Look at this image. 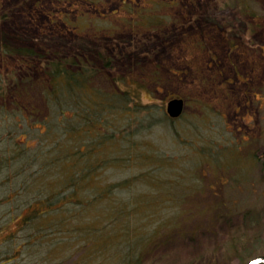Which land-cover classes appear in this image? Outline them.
I'll return each mask as SVG.
<instances>
[{
	"label": "rangeland",
	"instance_id": "rangeland-1",
	"mask_svg": "<svg viewBox=\"0 0 264 264\" xmlns=\"http://www.w3.org/2000/svg\"><path fill=\"white\" fill-rule=\"evenodd\" d=\"M89 43L95 44L93 48L101 46L109 57L114 55L109 66L94 73L96 76L106 80L117 78V85L131 97L129 106L134 107L135 100L137 104L161 109L163 117L154 114L157 125L150 132L135 134L134 138L154 147L168 162H161L159 171L147 163L106 168L100 175L104 183L126 180L115 201L98 200L92 189L80 185L79 191L83 190L78 197L82 198L84 207L80 210L78 206L82 205L78 204L74 210L86 216L73 223L79 226L80 222H86L98 227L104 223L101 227L104 229L97 237L101 238L100 249L91 254L87 263L77 264H110L113 252L120 247L111 251L109 234L119 230V225L108 226L111 222L108 209L120 201L122 208L130 206L135 210L127 216L132 220L130 237L153 228L160 235L156 238L159 246L148 251L147 261L190 264L188 259L198 253L203 263L264 264V0H0L2 78H21L23 84L36 79L47 83L46 62L57 57L56 53L67 55L89 50ZM4 48L32 49L39 56L29 58L30 64L26 65L20 53L5 54ZM92 66H99V62L94 60ZM2 81L0 78V89L8 87L10 95L0 100V143L4 139L5 143H11L8 138L12 133L13 140L32 147H37L39 140L48 145L55 136L39 139L32 133L36 125L40 129L44 125L40 120L25 119L15 109L17 94L11 92L15 84L5 85ZM175 96L183 98L184 108L179 116L172 118L165 115V106ZM30 99L47 113L49 98L41 100L32 93ZM121 115H114V120L118 121ZM130 115L133 120L134 114ZM125 118L130 122V117H122V128L127 130L131 124H123ZM5 143L0 144V153ZM9 145L14 152V146ZM105 148L104 152L112 150ZM33 153L31 150L30 154ZM200 161L204 168L198 167ZM38 166V162L17 164L14 169L3 171L1 178L7 180L6 185L9 178L20 179L28 195L56 187L55 168ZM134 172H139L138 175L143 172L145 176L132 181L129 177ZM205 181L213 187L205 186ZM197 187V193L177 197L180 191L188 193ZM195 199L193 211L203 204H218L223 214L230 215L231 226L225 228L221 222H209L206 218L208 225L198 232L203 235L198 242H185L168 235L166 239V233H160L162 223L170 221L179 206H191ZM15 206L13 202L0 206V215ZM225 206L228 208L224 209ZM250 211L256 215L252 220ZM9 214H15V210ZM194 214L197 216L192 220L204 215ZM127 217L122 218L123 223L128 222ZM173 224L167 232L179 228ZM11 228L22 235L15 222ZM208 228L213 231L209 232ZM44 230L48 234L39 238L43 241L41 245L26 244L22 253L2 264H56L57 261L74 264L78 254L76 250L72 252L78 245L74 237L68 238L70 232L64 235L61 230L51 233L48 227ZM4 233H0V240ZM24 240V236L17 239ZM104 246L107 250L102 249ZM126 249L127 245L125 248L122 244V253L129 252ZM125 257L122 256V261Z\"/></svg>",
	"mask_w": 264,
	"mask_h": 264
},
{
	"label": "trees",
	"instance_id": "trees-1",
	"mask_svg": "<svg viewBox=\"0 0 264 264\" xmlns=\"http://www.w3.org/2000/svg\"><path fill=\"white\" fill-rule=\"evenodd\" d=\"M28 50L4 48L3 52L5 54L10 53V51L20 53L25 61L24 63L27 65L30 64L29 58L39 56L35 50L31 49L29 52ZM102 51L84 50V52H79L78 54L73 52L66 57L56 53L57 57L45 63L47 67L45 70L48 78L47 83H42L40 79H36L23 84L21 78L9 77L7 79L8 76L6 78L0 77L5 85L11 84V82L15 84L14 88L11 89L12 93L17 94L14 100L15 109L23 114L25 119L29 117L33 120H40L39 122L44 125L42 129H40V125H36L38 127L33 128V131L31 129L32 133L38 136L39 139L50 135L52 138L55 136L54 139L51 138L52 140H50L48 145L41 144L39 140L38 146L32 147L25 142L13 140V137H10L13 134L10 133L8 140L11 142L9 144L14 146V152H11L8 142H4L5 139L1 141L5 145L0 153V206L5 207L11 202L16 204V206L15 208L10 207L8 212L4 211L0 215V233L5 232L3 234L4 237L0 240V264L8 262L13 255L17 256V254L22 253L26 244L37 243V246L41 245L43 241L39 238L45 234L47 236L48 232L44 233V229H47V227L50 229L49 233L54 230H61L64 235L70 232L71 236L68 238L74 237L76 239L74 241L78 245L72 252L74 253V250H76L75 253L78 254L73 259V263L77 264L79 261L87 263L94 255L93 252L96 249H100L101 238L98 239L97 237L102 234L104 228L101 227L104 223L99 227L95 224L90 225V223L86 225V222H80L79 226L73 223L74 220H82L86 216V213L74 210L78 204L82 205L81 207L78 206L80 210L84 207L82 198L78 197L79 192L83 190L79 191L80 185L85 189H92L94 198L98 200H100L99 198H107L110 201H115V195L117 193L121 194L122 184L124 186L126 180L104 183V179L100 175L104 173L106 168H115L116 166H122V164L126 167H135L138 163L139 165L147 163V165L151 164L152 168L159 171L163 166L161 162H168L165 155L159 156L157 151H154V147L152 148V146L140 142L138 138H134L135 134L151 131L150 129L155 126L157 120V116L154 114L163 117L161 109L158 108L157 110L156 107L137 104L135 100L133 101L135 102L133 103L134 107L129 106L128 102L131 97L128 92L122 91L117 85V78L106 80L96 76L94 73L99 68H105L110 64V57H107ZM1 52L0 50V54ZM92 58L99 62V66H92ZM97 84L108 87L105 89L97 86ZM7 91L8 87L6 86L0 89V100L1 97L4 100L7 95H10ZM32 93L35 94V97L41 98V100L49 98V102L46 103L49 107L46 114H44V109L34 105V102L31 101ZM68 105H71L74 109H69ZM132 109L133 111H131ZM130 111L135 116L133 120ZM119 113L122 114V117H130V122L126 118L123 119L125 121L123 124H131L127 130H124V127L122 128V117L118 121L113 118L114 115ZM163 120L167 121L166 119ZM141 128H143L142 131ZM106 146L111 147V152H104L107 150ZM31 150H34L32 155L30 154ZM40 150L44 151V153ZM192 150L204 158L201 152L194 148ZM39 152H42V156L39 155ZM50 153L52 155H49ZM16 158L21 159V162L16 163ZM172 161L169 163H172ZM33 162L39 163L38 168L46 169L50 166L55 168L53 170H56L57 173L54 177L56 187L50 188L45 192H36L28 195L27 189L20 182V179L12 181L9 178L6 185L7 180L5 181L1 178L3 171L14 169L17 164L23 163V165H27V163ZM200 162L201 165L198 164V167L204 168L202 166L203 161ZM204 162L208 163V161ZM138 174L139 172H134L129 177L130 180H139L145 176L143 172L141 173L142 175ZM135 175L138 178H135ZM203 184L213 187L210 182L205 181ZM198 191V187L188 193L180 191L177 197L190 196ZM110 201L109 203H111ZM196 202L195 199L190 204L191 206H179L178 210L172 213L170 221L162 223L164 227L169 226L167 228H162L163 226H161L160 229V233H166V239L169 238L168 236H176V238H182L185 242H198L203 237L198 232L201 231L202 227L206 228L208 220L209 222H221L225 228L231 226L228 218L230 215L223 214L224 212L220 211L221 208H218V204H206V206L203 204L195 207L196 209L193 211L192 208L196 205ZM122 206V201H120L115 204V207L108 209L111 212L109 216L111 218V226L109 223L108 226L119 225V230L115 229L113 234H109L112 236L110 242L112 249H110L113 251L120 247L117 252H113L112 258L110 257V264H148L150 262L146 259L148 251L152 252L153 247L159 246L156 241L158 231L153 228L151 231L130 237V234L132 235L130 233L132 220L127 216L132 215L135 210L133 211L130 206L125 208H122ZM122 209H125L123 214ZM13 210H15V214H9ZM229 212L231 213V210ZM194 213H204V215L195 217L192 220L191 218L196 215ZM72 214L75 215L69 217ZM249 214L251 220L256 217L253 211H250ZM125 217H127L128 222L124 221L123 223L122 218L125 219ZM15 219L18 220L15 221ZM47 219L49 221H46ZM176 219H179L178 222ZM181 220L183 221L182 223L180 222ZM173 221H175L174 224ZM13 222L17 224L22 235L16 234L11 228ZM170 224H173V227L179 225V228L167 232L172 227ZM136 228L138 229L139 225ZM207 230L209 232L213 231L212 228ZM37 231L39 233H35ZM21 236H24L25 240L17 241ZM122 237L125 238L126 244L124 241L122 242ZM193 237L195 240H193ZM107 242L109 243V241ZM122 244H124L125 248L127 245L128 249L126 250L129 252L122 253ZM106 247L104 246L102 249L107 250L105 249ZM132 248L135 249L131 250ZM198 250L200 251L201 249ZM123 255H126V257L122 261ZM199 257L198 253H193L188 262L190 264H212L211 261L203 263V260L201 257L199 259ZM56 264H58V261ZM149 264H156V262L151 261Z\"/></svg>",
	"mask_w": 264,
	"mask_h": 264
},
{
	"label": "water",
	"instance_id": "water-1",
	"mask_svg": "<svg viewBox=\"0 0 264 264\" xmlns=\"http://www.w3.org/2000/svg\"><path fill=\"white\" fill-rule=\"evenodd\" d=\"M184 108V100L181 97L175 96L167 100L165 112L168 116L175 118L179 116Z\"/></svg>",
	"mask_w": 264,
	"mask_h": 264
},
{
	"label": "flooded vegetation",
	"instance_id": "flooded-vegetation-1",
	"mask_svg": "<svg viewBox=\"0 0 264 264\" xmlns=\"http://www.w3.org/2000/svg\"><path fill=\"white\" fill-rule=\"evenodd\" d=\"M93 46H95V44H90L89 43V50L88 51H90V50H92V51H96V50H101V46H99V47H96V48H93ZM98 46V45H97ZM34 47V46H33ZM36 52V51H35ZM60 52V51H59ZM102 52H104V51H102ZM61 53V52H60ZM60 53H57V54H60ZM105 53V52H104ZM36 54H38L37 52H36ZM106 54V56L107 57H109L110 56V54H107V53H105ZM56 55V54H55ZM57 56V55H56ZM62 57H66V56H70V54H67V55H61ZM114 57V55H112L111 54V57H110V60H109V63H111L113 60H112V58ZM93 58H92V61H91V63H93ZM97 61V60H96Z\"/></svg>",
	"mask_w": 264,
	"mask_h": 264
}]
</instances>
